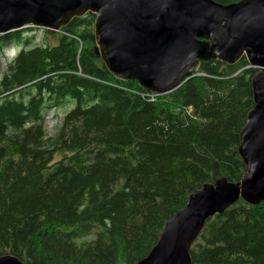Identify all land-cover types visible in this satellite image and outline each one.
<instances>
[{
    "label": "trees",
    "instance_id": "obj_1",
    "mask_svg": "<svg viewBox=\"0 0 264 264\" xmlns=\"http://www.w3.org/2000/svg\"><path fill=\"white\" fill-rule=\"evenodd\" d=\"M93 21L0 35V57L15 44L0 70V256L136 264L187 195L245 171L238 135L256 72L245 58L200 62L196 76L151 97L107 72ZM51 108L62 117L47 138ZM198 234L192 264H264V201L239 200Z\"/></svg>",
    "mask_w": 264,
    "mask_h": 264
},
{
    "label": "water",
    "instance_id": "obj_2",
    "mask_svg": "<svg viewBox=\"0 0 264 264\" xmlns=\"http://www.w3.org/2000/svg\"><path fill=\"white\" fill-rule=\"evenodd\" d=\"M94 15L95 52L112 76L153 96L173 92L197 75L200 62L233 66L245 58L252 108L239 132L238 182L220 177L187 195L136 264H192L190 249L206 220L237 201H264V0L228 5L213 0H0V35L26 27L51 34L74 18ZM0 264H24L12 254Z\"/></svg>",
    "mask_w": 264,
    "mask_h": 264
},
{
    "label": "rangeland",
    "instance_id": "obj_3",
    "mask_svg": "<svg viewBox=\"0 0 264 264\" xmlns=\"http://www.w3.org/2000/svg\"><path fill=\"white\" fill-rule=\"evenodd\" d=\"M38 38H41L42 33L38 31L37 33ZM15 44L14 43H9L8 46L6 47L5 50L2 52V56L0 57V70L1 68H4V62L3 59L8 60L12 57L13 55V49H14ZM56 110L51 108L45 118V128L47 131V138L53 137L54 134L56 133V129L58 127V124L61 123V117L62 115L59 114L55 116Z\"/></svg>",
    "mask_w": 264,
    "mask_h": 264
},
{
    "label": "built area",
    "instance_id": "obj_4",
    "mask_svg": "<svg viewBox=\"0 0 264 264\" xmlns=\"http://www.w3.org/2000/svg\"><path fill=\"white\" fill-rule=\"evenodd\" d=\"M149 96H151V97H152L153 95L149 94Z\"/></svg>",
    "mask_w": 264,
    "mask_h": 264
}]
</instances>
